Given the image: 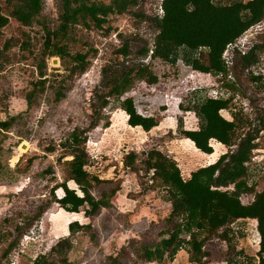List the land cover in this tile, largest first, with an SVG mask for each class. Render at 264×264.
I'll return each instance as SVG.
<instances>
[{"label":"rangeland","instance_id":"obj_1","mask_svg":"<svg viewBox=\"0 0 264 264\" xmlns=\"http://www.w3.org/2000/svg\"><path fill=\"white\" fill-rule=\"evenodd\" d=\"M98 1L108 3L109 0ZM237 1L249 0H213V3L224 6ZM158 6L159 0H140L132 14L109 17L105 25L111 27L109 34L105 33V28L76 27L70 53H87L90 65L82 76L66 81L65 98L58 103L50 89L36 95L30 109L25 100L38 80L34 61L44 38L39 25L25 29L31 38L28 48L15 46L0 53V122L18 117L13 127L0 135V228L4 235L0 240V264H31L37 256L48 254L59 239L68 236V223H89L83 213H66L57 204H51L38 221L28 226L38 207L51 200L49 192L54 186L51 175L44 179L35 175L49 166L53 167L58 183L69 175L67 162L70 160L59 163V153L47 154L45 149L63 141L74 128L87 127L92 92L100 85L102 67L109 63L131 66L143 62L149 66L158 78L157 84L149 86L137 81L124 98H131L136 112L154 117L158 126L150 132L129 127L127 115L113 103L103 111L99 125L86 134L85 151L89 157L86 170L100 180L120 184L121 190L111 200L113 208L103 209L92 221L93 241L88 232L71 236L72 250L68 258L72 264H160L147 263L142 258V248L158 243L170 206L162 191L147 190L138 194L141 189L136 175L123 169L122 161L128 153L141 155L155 148L177 164L185 180L192 172L213 163L227 148L211 140L214 154L206 155L179 134L180 127L187 131L198 129L199 120L191 107L205 98H231L230 110L222 111L221 115L231 120L230 113H234L251 122L250 129L254 133L258 131L259 148L253 152L248 166V181L256 186V192L264 190V50L259 64L249 71L239 67L236 54L242 55L253 44L264 45V20L227 46L223 59L231 62L228 75L215 77L193 71L181 58L173 65L148 58L141 61L139 51L144 47L152 48L156 31L151 19L157 16ZM56 7L54 0H44L41 21H47L49 27L56 20ZM134 13H142L150 20L141 22ZM21 30L23 28L11 20L2 31L0 47L7 39H20ZM124 42L131 49L125 61L115 54ZM47 75L53 86L66 75L57 58L47 60ZM256 76L261 77L260 81L253 79ZM30 158L33 161L26 170ZM68 186L76 189L71 182ZM108 188L102 185L92 194L99 198L100 191ZM54 194L57 199L63 196L61 190ZM251 201L252 196L241 198L244 205ZM16 225L22 229L20 235L15 231ZM230 231L233 233L230 245L220 239L206 244L209 253L206 264H228L234 251L241 253L237 263L259 264L256 222L238 221ZM12 243L13 248L5 254ZM183 257L188 258L185 254ZM161 264H169V261Z\"/></svg>","mask_w":264,"mask_h":264},{"label":"trees","instance_id":"obj_2","mask_svg":"<svg viewBox=\"0 0 264 264\" xmlns=\"http://www.w3.org/2000/svg\"><path fill=\"white\" fill-rule=\"evenodd\" d=\"M54 1L57 17L49 27L47 21H41L44 0H0V38L11 20L23 28L21 38L5 40L0 53L15 46L28 48L31 38L25 29H31L34 25H39L44 36L42 49L34 61L38 80L25 97L28 109L32 107L36 95L44 93L46 89L53 91L56 103L60 102L65 98L66 81L82 76L88 70L90 61L87 53H70L76 27L86 30L105 28V33L109 34L111 27H105L108 18L132 14L140 0H109L108 3L98 0ZM161 6L162 18L154 16L151 19L156 31L153 46L139 51L141 61L150 52V60L172 65L181 58L193 71L215 77L228 75L229 68L223 59L227 46L234 44L246 31L264 20V0L237 1L224 6L215 5L213 0H163ZM133 16L141 22L150 20L142 13H134ZM263 50L264 45L253 44L243 55L236 53L239 67L249 71L259 64ZM115 54L125 61L131 55L129 44L122 43ZM52 58H57L66 72L55 86L49 82L47 75V60ZM260 78L253 77L256 81H260ZM137 81L153 86L158 78L143 62L131 66L109 63L102 67L100 85L92 92L87 127L74 128L63 141L45 149L47 154L59 153V163L70 160L67 162L69 175L58 183L52 166L35 175L41 179L51 175L54 186L49 192L51 200L38 207L28 226L38 221L51 204H57L66 213H83L89 223H68V236L59 239L48 254L37 256L31 264H72L68 258L72 250L71 236L88 232L93 241L92 221L103 209L113 208L111 200L121 186L88 173L86 134L99 125L103 111L113 103L118 104L119 109L127 115L129 127L150 132L158 126L154 117H144L136 112L131 98H124ZM231 102V98H205L191 107L199 120V127L191 131L180 127V136L206 155L213 153L211 140L223 145L227 151L213 164L192 172L187 180L182 178L177 164L158 149L153 148L141 155L133 152L125 155L123 169L136 175L141 189L138 194L147 190L162 191L170 206L160 240L152 247L142 248L141 255L147 263L172 262L176 254L184 250L188 255V264H206L209 253L205 246L209 241L220 239L230 245L232 225L238 221L254 220L259 235L257 258L259 264H264V190L256 192V186L248 181V166L253 160V152L259 148L258 131L254 133L250 129L252 123L234 113H230L231 120L221 115L222 111L230 110ZM17 118L8 117L1 121L0 135L10 130ZM32 161L31 158L27 160L26 170ZM69 182L76 189L70 188ZM102 185L109 188L101 190L99 198L94 197L92 191ZM56 190L63 192L61 198L55 197ZM243 196H252V201L247 205L242 204ZM15 231L19 235L22 233L19 225L15 226ZM3 239V229L0 228V240ZM13 246L14 243L8 245L5 254ZM240 254L234 251L228 264H240L237 263Z\"/></svg>","mask_w":264,"mask_h":264},{"label":"crops","instance_id":"obj_3","mask_svg":"<svg viewBox=\"0 0 264 264\" xmlns=\"http://www.w3.org/2000/svg\"><path fill=\"white\" fill-rule=\"evenodd\" d=\"M214 153H212V155H213ZM217 160V159H216ZM215 160V161H216ZM214 161V162H215ZM213 162V163H214ZM213 163H210V164H213ZM210 164H208V165H210ZM183 254H185V255H187V253L184 251V250H181V251H179L177 254H176V256H175V258H174V260L172 261V262H169V264H187V260H188V258H187V260H185V258L183 257ZM187 257H188V255H187Z\"/></svg>","mask_w":264,"mask_h":264},{"label":"built area","instance_id":"obj_4","mask_svg":"<svg viewBox=\"0 0 264 264\" xmlns=\"http://www.w3.org/2000/svg\"><path fill=\"white\" fill-rule=\"evenodd\" d=\"M162 2H163V0H159V6H158V9H157V16H158V18H162V16H163V9H162ZM253 27H257L256 25L255 26H253ZM253 27H251V28H253ZM152 46H153V42H152ZM151 53L152 52H150L149 53V56L147 57L149 60H150V55H151ZM245 52H242V55L244 54ZM147 58L145 59V60H147ZM226 65H227V67L229 66V65H231V62L230 61H227L226 62ZM248 221V220H247ZM257 246H258V249H259V242H257ZM11 264H13V263H11Z\"/></svg>","mask_w":264,"mask_h":264},{"label":"water","instance_id":"obj_5","mask_svg":"<svg viewBox=\"0 0 264 264\" xmlns=\"http://www.w3.org/2000/svg\"><path fill=\"white\" fill-rule=\"evenodd\" d=\"M22 148L24 149L25 147H24V146H22Z\"/></svg>","mask_w":264,"mask_h":264}]
</instances>
